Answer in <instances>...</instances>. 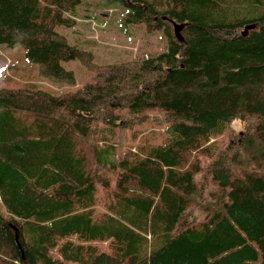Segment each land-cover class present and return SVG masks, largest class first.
Returning a JSON list of instances; mask_svg holds the SVG:
<instances>
[{
    "label": "trees",
    "instance_id": "trees-1",
    "mask_svg": "<svg viewBox=\"0 0 264 264\" xmlns=\"http://www.w3.org/2000/svg\"><path fill=\"white\" fill-rule=\"evenodd\" d=\"M108 2L166 48L100 65L57 32L84 0H0V44L93 72L0 77V264H264V0Z\"/></svg>",
    "mask_w": 264,
    "mask_h": 264
},
{
    "label": "rangeland",
    "instance_id": "rangeland-1",
    "mask_svg": "<svg viewBox=\"0 0 264 264\" xmlns=\"http://www.w3.org/2000/svg\"><path fill=\"white\" fill-rule=\"evenodd\" d=\"M123 10L117 2L84 0L75 25L58 26L57 32L71 44L92 52L94 61L100 65L140 61L166 48L168 37L163 31H152L142 24H123ZM62 64L74 71L75 82H62L45 75L20 43L0 44V77L4 86L36 85L61 94L75 92L93 79V72L80 59L63 60Z\"/></svg>",
    "mask_w": 264,
    "mask_h": 264
},
{
    "label": "water",
    "instance_id": "water-1",
    "mask_svg": "<svg viewBox=\"0 0 264 264\" xmlns=\"http://www.w3.org/2000/svg\"><path fill=\"white\" fill-rule=\"evenodd\" d=\"M184 27V24H178L174 23V31L176 36L179 38V40H183V35L181 34V30ZM255 27V24H251L245 27L244 33L248 31L249 28ZM18 234V231L16 230V235Z\"/></svg>",
    "mask_w": 264,
    "mask_h": 264
}]
</instances>
